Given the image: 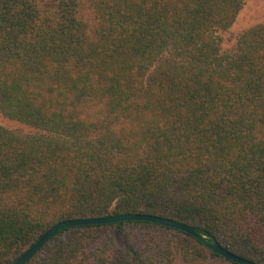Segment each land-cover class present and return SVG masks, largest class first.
<instances>
[{
  "label": "trees",
  "instance_id": "1",
  "mask_svg": "<svg viewBox=\"0 0 264 264\" xmlns=\"http://www.w3.org/2000/svg\"><path fill=\"white\" fill-rule=\"evenodd\" d=\"M245 0H0V264L57 223L148 213L264 264V23ZM122 243L120 244L119 241ZM25 264H238L159 223L82 225Z\"/></svg>",
  "mask_w": 264,
  "mask_h": 264
},
{
  "label": "water",
  "instance_id": "2",
  "mask_svg": "<svg viewBox=\"0 0 264 264\" xmlns=\"http://www.w3.org/2000/svg\"><path fill=\"white\" fill-rule=\"evenodd\" d=\"M121 221H149L154 223H159L163 226H168L174 229L184 231L200 242H202L206 247L216 252L217 254L232 260L238 264H258L249 259L240 257L229 250H227L222 244L218 242L215 238H208L206 235L200 234L196 227L191 224H187L172 218L161 217L148 213H121L116 215H107L100 217H83V218H73L61 221L51 227L46 231L34 244H32L13 264H25L27 263L37 251L54 235L57 233L75 226L82 225H96V224H110L117 223Z\"/></svg>",
  "mask_w": 264,
  "mask_h": 264
},
{
  "label": "rangeland",
  "instance_id": "3",
  "mask_svg": "<svg viewBox=\"0 0 264 264\" xmlns=\"http://www.w3.org/2000/svg\"><path fill=\"white\" fill-rule=\"evenodd\" d=\"M264 23V0H245L235 22L226 30L219 32L221 39V49H232L236 43L238 35L252 25ZM0 124L8 129L21 133H33L36 129L22 124L16 120L7 118L0 112ZM120 244V240H118Z\"/></svg>",
  "mask_w": 264,
  "mask_h": 264
}]
</instances>
